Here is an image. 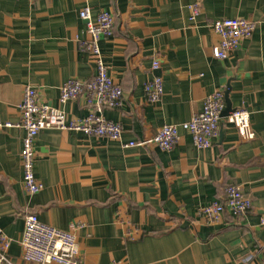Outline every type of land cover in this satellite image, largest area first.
<instances>
[{
    "label": "crops",
    "instance_id": "0c3cea01",
    "mask_svg": "<svg viewBox=\"0 0 264 264\" xmlns=\"http://www.w3.org/2000/svg\"><path fill=\"white\" fill-rule=\"evenodd\" d=\"M196 2L202 11L191 21L188 6ZM85 6L93 20L104 11L114 16L113 34L99 44L124 95L121 106L102 114L122 124L123 138L41 130L35 173L43 188L30 194L22 181L25 130L0 128V230L12 240L8 257L14 264H40L24 259L20 243L25 218L35 213L56 228L80 226L75 232L86 264H264V0H0L4 121L21 120L27 86L41 102L62 106L70 119L94 108L84 94L59 102L66 80L96 75L95 58L83 48L90 38L80 17ZM236 17L256 23L252 37L229 58L213 57L220 37L210 24ZM156 75L164 93L152 103L144 86ZM228 86L233 108L251 112L254 139L223 118L205 149L183 128L172 150L123 146L165 124L189 121L209 94ZM229 184L242 188L252 208L207 222L199 208L223 198Z\"/></svg>",
    "mask_w": 264,
    "mask_h": 264
},
{
    "label": "built area",
    "instance_id": "2783aa9c",
    "mask_svg": "<svg viewBox=\"0 0 264 264\" xmlns=\"http://www.w3.org/2000/svg\"><path fill=\"white\" fill-rule=\"evenodd\" d=\"M190 20L195 21L201 14V5L196 2L188 6ZM80 17L87 22V31L90 35L83 48L95 58L96 75L91 80L71 78L59 87V102L65 105L70 100L84 94L89 105L94 108L83 118H68L62 106H53L41 102L37 90L27 86L23 99L19 104L21 120L19 122L4 121L0 109V128L22 127L25 130L21 148L23 166L22 181L30 194L41 191L43 183L35 173V141L43 129L57 128L67 131H82L89 136L108 137L121 141L123 126L119 122L107 119L102 111L104 108H117L123 102L124 91L109 73L108 66L102 57L100 40L111 36L114 28V16L111 12H101L96 20L92 19L90 6L80 10ZM211 27L219 35V41L213 46L212 54L217 59H227L239 48L244 39L251 38L256 23L246 18H224L214 20ZM160 67L159 60H155L153 68ZM148 101L157 103L164 93V82L161 76H154L144 86ZM226 107L224 90H216L209 94L203 108L192 118L182 124H165L151 137L137 141L123 143V146L157 145L163 150H172L180 138V128L188 131L194 144L199 148H208L220 130L221 114ZM226 119L232 123L239 134L245 139H254L256 132L252 128L251 112L246 107L234 108ZM252 208L251 199L237 184L226 186L223 198L215 199L198 210V215L209 223H220L226 212L241 217ZM264 225V217L262 218ZM63 230L41 221L37 214H28L25 218V229L20 243L24 248V259L40 264H86L81 256L75 229ZM130 239H134L131 235ZM9 238L0 230V264H14L8 257L11 245ZM117 264V263H113Z\"/></svg>",
    "mask_w": 264,
    "mask_h": 264
},
{
    "label": "water",
    "instance_id": "95a60500",
    "mask_svg": "<svg viewBox=\"0 0 264 264\" xmlns=\"http://www.w3.org/2000/svg\"><path fill=\"white\" fill-rule=\"evenodd\" d=\"M229 92H230V86H228L227 90L225 91L226 107L221 114L222 118H226L229 115V113L234 109L232 102L229 98Z\"/></svg>",
    "mask_w": 264,
    "mask_h": 264
}]
</instances>
